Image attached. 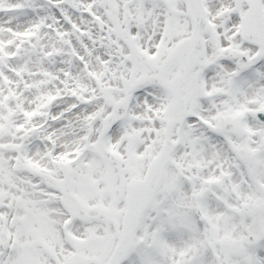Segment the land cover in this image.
<instances>
[{
    "label": "snow or ice",
    "instance_id": "1",
    "mask_svg": "<svg viewBox=\"0 0 264 264\" xmlns=\"http://www.w3.org/2000/svg\"><path fill=\"white\" fill-rule=\"evenodd\" d=\"M0 264H264V0H0Z\"/></svg>",
    "mask_w": 264,
    "mask_h": 264
}]
</instances>
